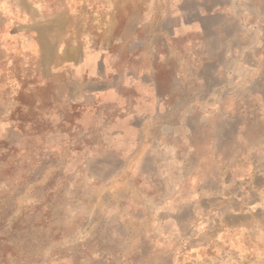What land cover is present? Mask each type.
Masks as SVG:
<instances>
[{
    "label": "rangeland",
    "instance_id": "obj_1",
    "mask_svg": "<svg viewBox=\"0 0 264 264\" xmlns=\"http://www.w3.org/2000/svg\"><path fill=\"white\" fill-rule=\"evenodd\" d=\"M0 264H264V0H0Z\"/></svg>",
    "mask_w": 264,
    "mask_h": 264
}]
</instances>
